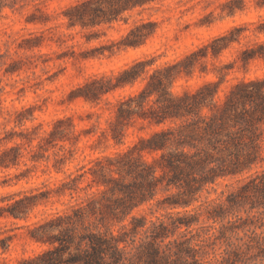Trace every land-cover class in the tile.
<instances>
[{"label": "rangeland", "instance_id": "374dc122", "mask_svg": "<svg viewBox=\"0 0 264 264\" xmlns=\"http://www.w3.org/2000/svg\"><path fill=\"white\" fill-rule=\"evenodd\" d=\"M79 1L21 0L0 14V264L43 255L72 223L80 233L119 235L142 219L140 240L153 223L171 225L179 216L199 217L171 239L186 235L203 247V264H264L246 245L264 237V196L251 190L264 174V120L256 125L259 158L251 168L209 184L190 207L163 204L178 191L160 187L152 200L123 213L118 197L106 193L105 178H119L120 155L174 124L137 115L119 121V104L140 94L146 74L101 89L139 61H153L151 74L195 54L190 71L170 86L175 95L211 86L205 92H216L215 101L203 108L211 114L239 85L261 82L253 99L264 100V0H156L114 23L70 26L65 12ZM142 25L150 35L130 46L131 31ZM132 153L149 164L158 157ZM228 199L235 210L210 219Z\"/></svg>", "mask_w": 264, "mask_h": 264}, {"label": "trees", "instance_id": "16d2710c", "mask_svg": "<svg viewBox=\"0 0 264 264\" xmlns=\"http://www.w3.org/2000/svg\"><path fill=\"white\" fill-rule=\"evenodd\" d=\"M17 1L21 0H0V14ZM155 2L80 0L68 8L65 15L70 26H99L117 22L124 15ZM144 26L131 31L134 39L128 40L130 46H141L142 40L150 35L142 33ZM194 57L192 54L175 65L156 68L151 74L148 68L153 61L142 60L123 71L116 78V83L112 79L101 83V89L109 92L136 83L143 74L148 75L140 94L119 104V121L137 115L158 126L167 122L174 124V127L154 132L149 139L142 140L140 146L136 145L116 160L119 178H105L103 184L107 194L118 197L117 210L123 212L129 208L132 211L149 202L160 187L178 191L175 197L166 198L163 204L172 208L190 207L206 186L219 178L240 174L257 162L260 135L256 125L264 120V100L260 97L261 101L256 103L253 97L260 95L257 87L261 82L239 85L226 97L223 106L205 114L203 108L208 106L209 99L210 103L214 102L217 94L213 93L212 97L206 95L205 91L211 90V86H206L194 96L185 97H178L170 87L178 73L190 71ZM248 105L252 107L248 108ZM132 151L158 157L149 164L137 158ZM256 180L259 184L252 186L251 190L264 196V174L252 182ZM249 188L245 186L243 189L248 191ZM228 201L227 208L222 205L213 209L209 218L217 222L218 218L225 219L227 213L234 211V203L231 199ZM259 205L264 207V200ZM194 220L199 222V217L179 216L171 225L162 221L153 223L145 231L144 239L140 240V229L145 228L142 219L134 218L133 226L124 227L119 235L80 233L72 223L53 241L57 246L22 264H203V247L193 246L186 235L171 239L183 226L191 228ZM246 245L249 251L257 252L256 258L264 259V237L257 240L250 237Z\"/></svg>", "mask_w": 264, "mask_h": 264}]
</instances>
